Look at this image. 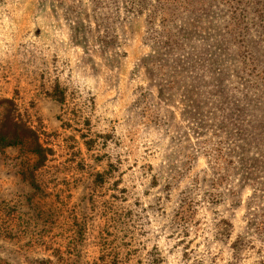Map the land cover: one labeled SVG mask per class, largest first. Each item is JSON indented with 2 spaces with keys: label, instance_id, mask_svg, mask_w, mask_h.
<instances>
[{
  "label": "rangeland",
  "instance_id": "1",
  "mask_svg": "<svg viewBox=\"0 0 264 264\" xmlns=\"http://www.w3.org/2000/svg\"><path fill=\"white\" fill-rule=\"evenodd\" d=\"M14 129L0 264H264V0H0Z\"/></svg>",
  "mask_w": 264,
  "mask_h": 264
},
{
  "label": "trees",
  "instance_id": "2",
  "mask_svg": "<svg viewBox=\"0 0 264 264\" xmlns=\"http://www.w3.org/2000/svg\"><path fill=\"white\" fill-rule=\"evenodd\" d=\"M12 131L14 133H11V135H8V134H6L4 136L0 135V147L9 146V145H13V144H17V143L22 142V138L21 137L24 135L25 131L31 134V131L28 130V129H24V130L22 129L20 135H17L16 134L17 132L15 133V129L12 130ZM35 148H36L35 150H37V145H36Z\"/></svg>",
  "mask_w": 264,
  "mask_h": 264
}]
</instances>
